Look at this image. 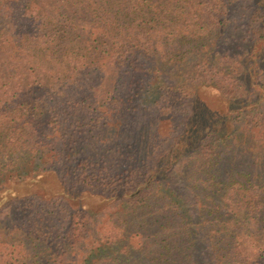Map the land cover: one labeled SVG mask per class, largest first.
<instances>
[{
    "label": "trees",
    "instance_id": "obj_1",
    "mask_svg": "<svg viewBox=\"0 0 264 264\" xmlns=\"http://www.w3.org/2000/svg\"><path fill=\"white\" fill-rule=\"evenodd\" d=\"M208 261L264 264V0H0V264Z\"/></svg>",
    "mask_w": 264,
    "mask_h": 264
},
{
    "label": "rangeland",
    "instance_id": "obj_2",
    "mask_svg": "<svg viewBox=\"0 0 264 264\" xmlns=\"http://www.w3.org/2000/svg\"><path fill=\"white\" fill-rule=\"evenodd\" d=\"M214 90V89H213ZM200 97H198V99L196 100V104H197V106H199V104H200V106L199 107H201V104H203V102L204 101H212V96L210 95V93L208 92V90H206L205 92H202L200 95H199ZM204 107H205V105H204ZM154 112H156L155 110H154ZM186 113H189V111H188V109L186 108ZM205 113H206V110H205ZM21 155L23 156H26V152H24V151H22L21 152ZM179 175H181V173H177V176H176V174L174 173V174H172V176H173V179L175 180L176 179V185H178L179 187H180V189L182 188V189H186V186H187V182L186 181H184L183 179H179L180 177H179ZM86 197L83 199L84 201H85V203H87L86 205L87 206H89L90 208H92V206L96 209H94V208H92V209H94L95 211H96V213L98 212V214H97V217L96 218H98V221H97V223H98V225H100V219L104 222V220H106L107 218H106V216H105V212H103V213H100V198H94V197H89L88 195H85ZM88 203H90V204H88ZM85 205V206H86ZM91 226V225H90ZM92 229H91V231H89V234L92 236V235H94V234H96V232H95V230L93 229V227H91ZM78 249H80L81 248V246L80 247H77ZM208 264H211V262L210 261H208Z\"/></svg>",
    "mask_w": 264,
    "mask_h": 264
}]
</instances>
